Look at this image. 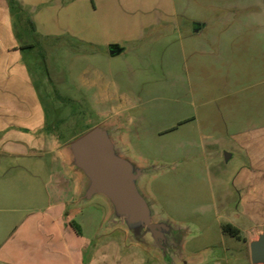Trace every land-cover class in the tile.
<instances>
[{
    "label": "rangeland",
    "instance_id": "1",
    "mask_svg": "<svg viewBox=\"0 0 264 264\" xmlns=\"http://www.w3.org/2000/svg\"><path fill=\"white\" fill-rule=\"evenodd\" d=\"M18 1L16 43L0 47V84L10 88L18 57L56 150L104 121L117 123L129 156L157 167L145 190L187 229L188 257L251 264L253 216L237 207L234 188L249 166L252 134L264 126V0ZM136 36L142 41L128 44ZM111 43L129 52L109 56ZM96 70L113 94L108 102L90 89ZM106 209L99 197L83 215ZM228 223L242 240L222 232Z\"/></svg>",
    "mask_w": 264,
    "mask_h": 264
},
{
    "label": "crops",
    "instance_id": "2",
    "mask_svg": "<svg viewBox=\"0 0 264 264\" xmlns=\"http://www.w3.org/2000/svg\"><path fill=\"white\" fill-rule=\"evenodd\" d=\"M149 28L142 26L140 31ZM2 32L8 33L9 44L3 45ZM136 41H142V36L128 44ZM15 43L8 1L0 0V47ZM111 45L121 50L119 55L129 52L128 47L111 43L109 56ZM19 61L15 57L10 88L0 84V264H157L138 247L126 246L120 232L100 236L105 212L85 217L87 206L72 207L80 181L56 150L59 140L42 132L47 124L45 109L33 102L39 93ZM103 79L96 70L89 85L108 102L113 94ZM2 95L8 102L2 103ZM250 145L249 166L239 170L234 196L238 208L250 209L254 228L263 229L264 126L253 132ZM48 162L53 169H48Z\"/></svg>",
    "mask_w": 264,
    "mask_h": 264
},
{
    "label": "water",
    "instance_id": "3",
    "mask_svg": "<svg viewBox=\"0 0 264 264\" xmlns=\"http://www.w3.org/2000/svg\"><path fill=\"white\" fill-rule=\"evenodd\" d=\"M120 53L110 46L111 56ZM61 153L80 181L72 207L88 206L99 197L107 206L100 236L120 232L126 246L138 247L157 264H198L185 253L187 229L161 214L145 190L157 167L129 156L121 126L104 121L65 144ZM247 238L251 264H264V228H253Z\"/></svg>",
    "mask_w": 264,
    "mask_h": 264
},
{
    "label": "trees",
    "instance_id": "4",
    "mask_svg": "<svg viewBox=\"0 0 264 264\" xmlns=\"http://www.w3.org/2000/svg\"><path fill=\"white\" fill-rule=\"evenodd\" d=\"M7 1H8L9 9H10V12H11V15L13 18L15 15V11L17 9L19 11L22 10V6L20 5V2L18 0H7ZM19 11H18V13H19ZM28 23L30 24V26L34 25V24H32V22L30 20H28ZM88 130H90V128ZM73 226L78 231L77 227L74 224H73ZM222 232L225 234H228L231 237L236 238L238 240L243 239L240 229H238L237 227L233 226L230 223L222 226Z\"/></svg>",
    "mask_w": 264,
    "mask_h": 264
}]
</instances>
